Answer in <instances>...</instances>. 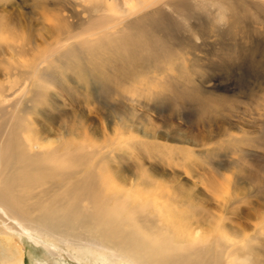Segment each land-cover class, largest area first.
I'll list each match as a JSON object with an SVG mask.
<instances>
[{
  "label": "rangeland",
  "instance_id": "374dc122",
  "mask_svg": "<svg viewBox=\"0 0 264 264\" xmlns=\"http://www.w3.org/2000/svg\"><path fill=\"white\" fill-rule=\"evenodd\" d=\"M76 4L0 0V176L40 170L35 183L13 189L29 221L5 227L14 259L111 264L102 260L109 253L60 242L43 227L60 213L64 190L44 178L66 174L110 187L118 194L110 202L138 206L142 235L163 226L160 212L192 227L208 246L196 243L204 263L221 252L222 264H264V0H150L105 22L101 7L70 12ZM128 20L131 31H122ZM150 42L165 56L154 57ZM9 140L17 152L4 160ZM101 196L83 195L76 207L105 213Z\"/></svg>",
  "mask_w": 264,
  "mask_h": 264
},
{
  "label": "bare ground",
  "instance_id": "6f19581e",
  "mask_svg": "<svg viewBox=\"0 0 264 264\" xmlns=\"http://www.w3.org/2000/svg\"><path fill=\"white\" fill-rule=\"evenodd\" d=\"M72 1H76L78 2V4L71 5L69 7L70 12L75 11L74 8L80 7V5L83 4L89 5L95 13H97V7H101L103 12L106 13V15L101 16V21L105 22L109 19L110 21L115 19H123L128 17L129 14L137 13V8L144 6L150 0ZM97 14H99V12ZM141 17L143 18V16ZM106 23L104 25H106ZM121 23L123 25L122 31H131V26L133 23L132 21H129L128 23H125L123 21ZM123 36L128 39L133 35L125 34ZM148 50L152 52L153 56L156 58H162L165 56V50L160 46L158 47V45L153 42H150V44L148 45ZM123 51L127 52L128 48H123ZM16 152V145L12 140H9L6 143L4 154L2 157L4 160L8 159L9 157H15ZM30 159L35 160V158L32 156L30 157ZM31 165L37 164L33 163ZM21 171H24L28 174V170ZM39 171L40 170L38 169H35L34 171L29 170V174L22 179L20 176H17V173L10 174V178L0 176V217L3 220V223L1 222L0 225V264L22 263V259H14V252L11 245L12 236L8 234L5 227L10 223H16V221H18V223L23 222L28 224L29 221L27 217L22 213V209L20 207L22 196L18 195L16 198L12 193L13 189L17 188L18 185L20 187L35 183L39 179V176H37L39 175ZM55 178V175H48L44 178V180L48 179L47 183L54 182L51 185L52 191L58 189L59 186L62 187L63 185L64 187V190L61 193L63 197V199L61 198L60 201L61 207H58L60 213L56 215L53 212L50 215H46L45 218L41 219L40 221H43V227L48 230L49 234L53 237L56 236L60 242L70 244L71 246H86L94 250H99L98 252L101 253H109V255L103 257L104 259L102 258V260H107L109 262L110 259L111 264H120L123 262L124 264L227 263V259L221 258L223 256L221 255V252H219L217 256H210V259H212L213 261H208L206 263L203 262V258H206V252L197 250L196 243L198 242L196 241L198 240L195 241L193 239L196 235L193 230L190 229L192 227H189V224L182 225L175 223L174 225H171L166 221V218L163 219L164 216L162 217L161 213L159 212L155 217L158 220H163V226L160 229H157L156 233H154L153 230H149L151 231L150 233L143 231L142 235L141 227H136L133 223V221H139L137 220L139 214L135 213L139 210L138 206L137 208H135V206H133L131 203L123 204L118 201L110 202L109 198L106 200V197L118 195L113 194L110 190V187H96L94 181L87 178L77 180L78 182L69 181L68 175L66 174L59 177L57 181ZM99 192L102 193L100 201L107 203L106 207H104L105 213H103L102 208L98 205L97 207H94L89 215L84 211L82 212L78 207H76L77 200L83 197V195H87L95 200L96 193ZM140 207L143 209L142 206ZM114 224L123 225L124 228L114 227ZM32 226L33 228H37L38 230L39 225L32 224ZM65 226H68L70 229H66L67 232H64L63 234H60L56 230L59 227ZM77 227H82V229L77 231L76 233H70ZM46 229L41 230L47 231ZM53 230L55 231V233L53 232ZM162 231L166 233L160 234ZM227 236L231 238L238 235ZM218 240H220L221 244L223 245V240L221 238H218ZM230 240L233 243L232 246L234 247V252H237L239 250L237 242L233 241L232 239ZM202 241L203 239L200 240V243H202ZM149 243L151 244L150 246L148 245ZM199 245H201L200 247L202 248L208 247L202 244ZM147 249L152 255L149 257L141 256V252ZM89 251L93 252V250ZM73 259L77 261L83 260L80 255L74 257ZM95 260L96 258L92 254L91 261ZM224 260L225 262H223ZM256 264L261 263L257 262Z\"/></svg>",
  "mask_w": 264,
  "mask_h": 264
}]
</instances>
